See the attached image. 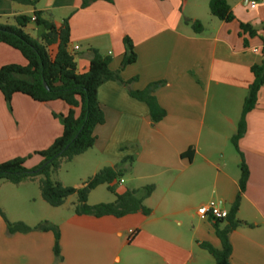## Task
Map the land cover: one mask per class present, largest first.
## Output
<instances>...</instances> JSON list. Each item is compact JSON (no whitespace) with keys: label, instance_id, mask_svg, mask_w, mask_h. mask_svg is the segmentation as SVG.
I'll return each mask as SVG.
<instances>
[{"label":"crops","instance_id":"obj_1","mask_svg":"<svg viewBox=\"0 0 264 264\" xmlns=\"http://www.w3.org/2000/svg\"><path fill=\"white\" fill-rule=\"evenodd\" d=\"M210 1L97 0L86 8L83 0H39L35 7L12 0L0 3V25H15L16 17H34L35 11L56 25L68 18L69 51L78 73L88 71L90 49L109 57L110 69L118 71L123 40L130 38L137 60L121 76L134 91L161 83L151 94L166 111L153 124L145 102L133 98L120 82H105L98 89L105 123L95 129L94 147L72 161L81 162L72 182L54 179L80 188L101 169L118 168L125 172L123 183L117 182L118 194L137 190L141 197L147 186L155 187L144 201L149 215H77L76 196L52 210L44 205L37 180L19 185L0 181V207L8 221L32 228L49 222L61 234L58 260L52 232L10 235L0 215V264H215L201 247L208 243L221 248L215 221L202 219L198 209L215 202L229 212L239 192L242 159L231 138L254 80L251 69L264 60V0H229L236 16L231 23L211 15ZM195 21L202 23L203 32L194 31ZM240 22L250 24L258 36L242 35ZM30 27L36 29L34 22L25 30L29 35ZM11 64L26 66L27 61L0 43V68ZM68 112L62 101L39 103L23 94H15L8 106L0 92V163L26 158L27 169L38 166L42 159L36 153L63 132L54 114ZM246 120L239 149L250 178L238 212L243 225L230 234L231 263L264 264V86ZM115 200L102 185L90 193L88 204ZM68 203L71 207L61 215L58 210ZM131 230L135 235L129 241Z\"/></svg>","mask_w":264,"mask_h":264},{"label":"trees","instance_id":"obj_2","mask_svg":"<svg viewBox=\"0 0 264 264\" xmlns=\"http://www.w3.org/2000/svg\"><path fill=\"white\" fill-rule=\"evenodd\" d=\"M2 1L0 0V3ZM12 1L34 7L39 3V0ZM95 1L97 0H83L82 8L88 7ZM209 10L213 17L222 22L231 23L236 20L229 0H211ZM34 16L36 17L35 27L39 30L37 38H33L25 31L32 23V17L19 16L15 18V25H0V43L19 51L27 61L26 66L11 64L0 68V92L8 106L15 94H23L39 103L62 101L69 107V112L66 115L54 114L61 121L63 132L49 148L36 153L42 159L38 166L27 169L25 167L26 158H15L0 163V180L14 185H19L26 180H37L43 200L53 208L63 206L69 197L76 196L74 211L77 215L122 218L139 211L149 215L150 210L145 207L144 201L151 196L155 187L147 186L141 197L138 196L137 190L118 194L117 182L125 175V172L118 168L101 169L87 179L80 188L64 186L61 182L54 181L52 176L60 169L63 162H72L76 157L94 147L97 140L95 129L105 123V115L98 101V89L102 84L108 81H118L123 84L133 98L148 105L151 121L156 124L166 117V111L160 107L156 98L151 94L161 83L153 84L145 91H134L131 89V81L122 78L121 70L137 60L134 44L128 37L123 40L125 53L118 71L110 69L111 59L109 57L103 56L95 49H90L89 69L85 73H78L75 55L69 52L71 36L69 19L56 25L53 21L46 19L41 11H35ZM186 23L189 22L186 21ZM239 26L242 35L248 34L250 38L258 36L257 31L250 24L240 22ZM192 28L196 33L204 30L200 21L192 23ZM244 45H247L246 40ZM262 54L264 56V47ZM251 70L254 80L244 100L236 134L231 138L233 147L242 159L239 192L228 217L224 220H214L221 248L216 249L208 243L201 244V247L214 258L215 264H232L233 247L230 234L243 225V222L238 220V212L250 178V170L240 152L239 142L246 135V118L256 108L258 94L264 86V60L261 64L254 65ZM102 185H106L108 191L116 197L115 202L89 205L90 193ZM0 215L5 220L10 235L26 234L32 231L52 232L55 238L54 254L56 259L61 260V234L58 226L43 222L32 228L23 222L12 223L7 220L1 207ZM223 223H226V226L221 229L220 224Z\"/></svg>","mask_w":264,"mask_h":264},{"label":"rangeland","instance_id":"obj_3","mask_svg":"<svg viewBox=\"0 0 264 264\" xmlns=\"http://www.w3.org/2000/svg\"><path fill=\"white\" fill-rule=\"evenodd\" d=\"M34 38L38 37L39 34V30L38 29H34L31 30V27L27 30ZM258 56L261 57V54H259ZM27 160V159H26ZM80 160H75L74 162H63L60 169L52 176L53 180H58V177L67 181V182H72V176L75 175V172L80 170V166H81V162H79ZM2 181V180H0ZM69 184V183H68ZM39 185V184H38ZM40 188V187H39ZM47 207H49V209H52L51 206H48L47 204H44ZM35 207V206H32ZM70 204L68 203L64 208H60L58 211L61 213V215H64V213L67 212V208H70ZM53 210V209H52ZM17 216V213L14 215Z\"/></svg>","mask_w":264,"mask_h":264},{"label":"built area","instance_id":"obj_4","mask_svg":"<svg viewBox=\"0 0 264 264\" xmlns=\"http://www.w3.org/2000/svg\"><path fill=\"white\" fill-rule=\"evenodd\" d=\"M255 2L251 4V8H255ZM36 17H32V22H35ZM79 48L76 47L74 51H77ZM257 52V50H255ZM70 52V51H69ZM71 53V52H70ZM72 54V53H71ZM120 183H123V180H120ZM229 212L223 209H220L215 202H210L207 205H204L198 209V215L202 219H212L214 220H224L228 217ZM130 240L135 235V231L131 230L130 232Z\"/></svg>","mask_w":264,"mask_h":264},{"label":"water","instance_id":"obj_5","mask_svg":"<svg viewBox=\"0 0 264 264\" xmlns=\"http://www.w3.org/2000/svg\"><path fill=\"white\" fill-rule=\"evenodd\" d=\"M45 87L48 89V86L47 85H45Z\"/></svg>","mask_w":264,"mask_h":264}]
</instances>
